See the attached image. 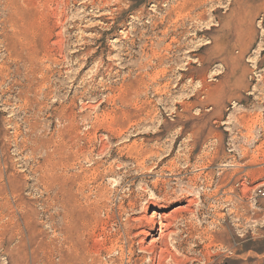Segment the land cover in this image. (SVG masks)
I'll return each instance as SVG.
<instances>
[{
    "label": "rangeland",
    "instance_id": "1",
    "mask_svg": "<svg viewBox=\"0 0 264 264\" xmlns=\"http://www.w3.org/2000/svg\"><path fill=\"white\" fill-rule=\"evenodd\" d=\"M262 188L264 0H0V264H264Z\"/></svg>",
    "mask_w": 264,
    "mask_h": 264
},
{
    "label": "bare ground",
    "instance_id": "2",
    "mask_svg": "<svg viewBox=\"0 0 264 264\" xmlns=\"http://www.w3.org/2000/svg\"><path fill=\"white\" fill-rule=\"evenodd\" d=\"M186 208H188V207H186ZM176 209V208H175ZM178 209V208H177ZM181 209V208H180ZM174 210V209H173ZM173 210L171 211L172 213L171 214H173ZM180 211V210H179ZM175 212V211H174ZM170 213V212H169ZM169 213H166V214H160V215H163V217H168L169 216ZM155 214H156V212L153 210L152 211V213L149 215V217H145V216H143V217H145V220L149 223V222H153V224H156L155 223V221L153 220L154 219V217H155ZM170 214V215H171ZM171 217V216H170ZM139 219H141V218H139ZM157 225L159 226V234L157 235V236H155V235H153L152 236V238H151V241H150V245H154L156 242H159V243H161L160 241L161 240H163L164 239V237H166V223L163 221V219H160L159 220V222L157 223ZM170 232V231H169ZM141 235H144V233H145V231L143 230H141L140 232H139ZM164 241V240H163ZM155 246V245H154ZM150 248V247H149ZM162 249V248H161Z\"/></svg>",
    "mask_w": 264,
    "mask_h": 264
},
{
    "label": "built area",
    "instance_id": "3",
    "mask_svg": "<svg viewBox=\"0 0 264 264\" xmlns=\"http://www.w3.org/2000/svg\"><path fill=\"white\" fill-rule=\"evenodd\" d=\"M260 196H264V188L258 190Z\"/></svg>",
    "mask_w": 264,
    "mask_h": 264
}]
</instances>
